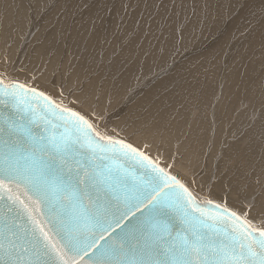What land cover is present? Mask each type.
Segmentation results:
<instances>
[{
	"label": "snow or ice",
	"instance_id": "1",
	"mask_svg": "<svg viewBox=\"0 0 264 264\" xmlns=\"http://www.w3.org/2000/svg\"><path fill=\"white\" fill-rule=\"evenodd\" d=\"M190 6L213 19L220 8L219 0ZM230 7L248 11L241 34L264 57V0ZM34 9L33 0H4L0 36L31 24ZM77 83L80 95L67 89L69 99L63 83L49 91L0 58V264H264V134L259 155L251 146L237 153L255 176L241 197L191 158L177 171L178 145L166 156L160 129H135L141 143L109 129L106 112L81 107L88 96Z\"/></svg>",
	"mask_w": 264,
	"mask_h": 264
},
{
	"label": "bare ground",
	"instance_id": "2",
	"mask_svg": "<svg viewBox=\"0 0 264 264\" xmlns=\"http://www.w3.org/2000/svg\"><path fill=\"white\" fill-rule=\"evenodd\" d=\"M162 2L169 7L157 8L161 0H33L31 24L0 36V58L10 57L49 91L52 82L55 91L63 83L66 95L73 89L79 96L83 81L88 99L81 107L106 112L109 129L141 143L135 129L158 128L166 156L178 145L177 171L191 158L250 197L245 185L254 187L255 176L245 175L237 153L251 146L259 155L264 57L258 46L247 47L254 36L241 34L249 13L230 7L237 0H219L216 19L200 9L193 14L190 0L184 9ZM61 32L65 38L56 42Z\"/></svg>",
	"mask_w": 264,
	"mask_h": 264
}]
</instances>
